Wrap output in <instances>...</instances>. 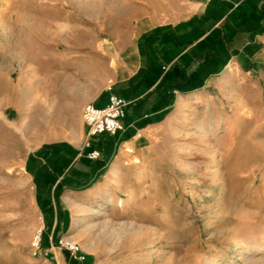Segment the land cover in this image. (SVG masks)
Listing matches in <instances>:
<instances>
[{
	"label": "rangeland",
	"instance_id": "obj_1",
	"mask_svg": "<svg viewBox=\"0 0 264 264\" xmlns=\"http://www.w3.org/2000/svg\"><path fill=\"white\" fill-rule=\"evenodd\" d=\"M182 1L0 0V264H69L61 240L88 264H264V91L248 110L240 94L227 98V85L186 126L160 127L153 162L130 167L128 179L90 196L65 191L69 219L49 247L36 244L51 215L37 203L28 155L51 142L83 147L84 107L118 55L132 8L169 11ZM112 85L107 78L104 89ZM50 99L65 125L35 142L15 124Z\"/></svg>",
	"mask_w": 264,
	"mask_h": 264
},
{
	"label": "crops",
	"instance_id": "obj_2",
	"mask_svg": "<svg viewBox=\"0 0 264 264\" xmlns=\"http://www.w3.org/2000/svg\"><path fill=\"white\" fill-rule=\"evenodd\" d=\"M141 3L132 8V25L118 33V55L91 98L97 107L105 106L111 94L129 100L125 129L93 142L92 147L101 151L97 160L88 157L89 149L81 143L69 141L46 143L26 160L37 203L51 215L45 248L51 234L57 237L69 219L61 197L65 191L90 196L128 179L130 167L153 162L160 127L176 121L179 128L186 126L188 114L194 115L204 99L217 97L223 86L229 88L228 99L241 95L243 109L259 107L263 99L264 0H183L169 11ZM107 78L113 80L111 90L104 89ZM48 82L53 88L57 77L51 75ZM65 122L64 113L50 99L15 125L25 133L35 132L39 142ZM60 181L57 206L54 189ZM64 255L69 264H78L68 251Z\"/></svg>",
	"mask_w": 264,
	"mask_h": 264
},
{
	"label": "built area",
	"instance_id": "obj_3",
	"mask_svg": "<svg viewBox=\"0 0 264 264\" xmlns=\"http://www.w3.org/2000/svg\"><path fill=\"white\" fill-rule=\"evenodd\" d=\"M112 86L109 87L111 90ZM131 102L116 94H111L109 101L103 107H97L93 103L85 105L82 118L86 126V138L84 148H90L93 142L102 134L116 135L125 129L124 119L127 114V107ZM88 157L96 160L101 157V151L93 149L88 152ZM38 236L37 245L42 240ZM61 245L65 247L71 255L78 261L85 264L86 256L80 250V247L71 241L61 240Z\"/></svg>",
	"mask_w": 264,
	"mask_h": 264
},
{
	"label": "trees",
	"instance_id": "obj_4",
	"mask_svg": "<svg viewBox=\"0 0 264 264\" xmlns=\"http://www.w3.org/2000/svg\"><path fill=\"white\" fill-rule=\"evenodd\" d=\"M87 149H89V152L91 151V150H93L94 148L93 147H90V148H87ZM88 154V153H87ZM99 159V158H98ZM97 160V159H96ZM61 182L62 181H60L58 184H56V186H55V189H54V199H55V201H56V204H57V206H58V203H57V201H58V199H57V193L59 192V191H61V189H62V185H61ZM88 186H85L83 189H85V188H87ZM42 210H43V213H44V215H47V213H45V211H44V209L42 208ZM57 215H59V212H57ZM47 217V216H46ZM58 225H59V222L57 223V226L56 227H58ZM54 235V234H53ZM55 236V235H54ZM43 240H42V244H44V241L47 239V237H44V238H42ZM85 263H87L86 261H85ZM78 264H81L80 262H78ZM83 264V263H82ZM88 264V263H87Z\"/></svg>",
	"mask_w": 264,
	"mask_h": 264
},
{
	"label": "bare ground",
	"instance_id": "obj_5",
	"mask_svg": "<svg viewBox=\"0 0 264 264\" xmlns=\"http://www.w3.org/2000/svg\"><path fill=\"white\" fill-rule=\"evenodd\" d=\"M0 116H3L4 117V114H0Z\"/></svg>",
	"mask_w": 264,
	"mask_h": 264
}]
</instances>
